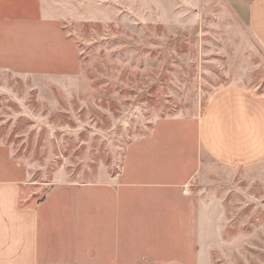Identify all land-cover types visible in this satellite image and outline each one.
<instances>
[{
  "label": "rangeland",
  "instance_id": "1",
  "mask_svg": "<svg viewBox=\"0 0 264 264\" xmlns=\"http://www.w3.org/2000/svg\"><path fill=\"white\" fill-rule=\"evenodd\" d=\"M238 1L0 0V165L23 177L22 204L108 180L159 119H198L227 87L264 95ZM193 188L192 264H264V161L208 165Z\"/></svg>",
  "mask_w": 264,
  "mask_h": 264
},
{
  "label": "crops",
  "instance_id": "2",
  "mask_svg": "<svg viewBox=\"0 0 264 264\" xmlns=\"http://www.w3.org/2000/svg\"><path fill=\"white\" fill-rule=\"evenodd\" d=\"M238 4L264 49V0ZM262 161L264 95L236 86L198 119H159L106 181L56 183L37 204H22L23 177L0 165V264H192L202 211L194 183L208 165Z\"/></svg>",
  "mask_w": 264,
  "mask_h": 264
},
{
  "label": "built area",
  "instance_id": "3",
  "mask_svg": "<svg viewBox=\"0 0 264 264\" xmlns=\"http://www.w3.org/2000/svg\"><path fill=\"white\" fill-rule=\"evenodd\" d=\"M185 193H188L189 191L187 189L184 190Z\"/></svg>",
  "mask_w": 264,
  "mask_h": 264
},
{
  "label": "trees",
  "instance_id": "4",
  "mask_svg": "<svg viewBox=\"0 0 264 264\" xmlns=\"http://www.w3.org/2000/svg\"><path fill=\"white\" fill-rule=\"evenodd\" d=\"M42 200V199H41Z\"/></svg>",
  "mask_w": 264,
  "mask_h": 264
}]
</instances>
